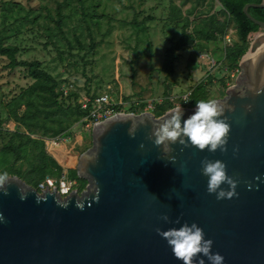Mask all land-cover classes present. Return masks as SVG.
<instances>
[{
	"label": "water",
	"instance_id": "95a60500",
	"mask_svg": "<svg viewBox=\"0 0 264 264\" xmlns=\"http://www.w3.org/2000/svg\"><path fill=\"white\" fill-rule=\"evenodd\" d=\"M215 103L119 113L62 197L0 182V264H264V21Z\"/></svg>",
	"mask_w": 264,
	"mask_h": 264
},
{
	"label": "rangeland",
	"instance_id": "374dc122",
	"mask_svg": "<svg viewBox=\"0 0 264 264\" xmlns=\"http://www.w3.org/2000/svg\"><path fill=\"white\" fill-rule=\"evenodd\" d=\"M0 38L17 47L14 58L0 52V182L17 176L42 191L37 182L64 171L79 194L93 96L157 117L189 107L179 99L197 87L200 104L214 103L237 84L245 55L228 61L243 41L220 0H0ZM179 41L169 73L166 53ZM35 61L53 79L33 75Z\"/></svg>",
	"mask_w": 264,
	"mask_h": 264
},
{
	"label": "trees",
	"instance_id": "16d2710c",
	"mask_svg": "<svg viewBox=\"0 0 264 264\" xmlns=\"http://www.w3.org/2000/svg\"><path fill=\"white\" fill-rule=\"evenodd\" d=\"M263 0H220L222 6L226 9V11L230 14V16L234 19L235 23L237 24V29H238V35L240 39L243 41V45L238 47L237 49L231 48L230 52L228 50V61L230 60H238L240 55L244 54L246 51V44L249 42V36L251 33L258 32L260 31L259 25H257L255 22H253L244 12V7L247 3L250 2H255V3H261ZM249 13L254 16L256 19H259L261 21H264V6L263 7H250ZM211 37L214 38V35H210ZM183 43L179 41L176 45L171 47L167 53H166V58L164 62V69L168 71L169 73L173 72V67H174V60L176 58V52ZM17 51L16 46H3L2 44V39L0 38V52L2 53H7L9 54L10 57L14 58V55ZM30 66V70L33 75L39 78H44L47 80L53 79V77L43 69H40L39 62H31L28 63ZM198 87L193 89L192 92V98H191V106H195L200 104V100H202V95H199L197 93ZM95 96L92 97L94 99ZM205 98V97H204ZM172 104V103H171ZM170 105V104H169ZM174 106V105H172ZM117 109H120V105H116ZM52 161L54 159L51 157L50 158ZM62 171L59 173L61 174ZM50 174V173H49ZM47 173V175H49ZM53 174V173H52ZM45 175V177L47 176ZM45 179V178H44ZM41 181L37 182V186ZM36 186V187H37Z\"/></svg>",
	"mask_w": 264,
	"mask_h": 264
},
{
	"label": "built area",
	"instance_id": "2783aa9c",
	"mask_svg": "<svg viewBox=\"0 0 264 264\" xmlns=\"http://www.w3.org/2000/svg\"><path fill=\"white\" fill-rule=\"evenodd\" d=\"M249 40H250V36H249ZM209 57L210 55L208 53L200 54V58L202 59H206ZM211 59L213 61V64L211 66H215L216 61L214 60V58H211ZM192 92H193V89L190 91H187L181 96V99H179L183 101L184 103H186V105L189 107H191ZM172 101H175V100L172 99ZM92 103H93V107L90 109V113H89L90 121L89 122H90V125H92L93 127L97 123L122 112L121 108L120 109L116 108V105L118 104H113L111 102V99L108 97V95L95 96L94 99H92ZM174 107H185V106H176L175 104ZM67 174H68L67 172L63 171L60 174V177L58 178L53 175H47L45 179L41 181V183H39L38 189L45 190L49 188L50 190H56V192L60 194L62 197L69 196L74 191V186L76 184V181L70 180Z\"/></svg>",
	"mask_w": 264,
	"mask_h": 264
},
{
	"label": "flooded vegetation",
	"instance_id": "af4514ba",
	"mask_svg": "<svg viewBox=\"0 0 264 264\" xmlns=\"http://www.w3.org/2000/svg\"><path fill=\"white\" fill-rule=\"evenodd\" d=\"M221 99H223V98H221ZM218 100H220V99H218ZM217 102V101H216ZM215 103V102H214ZM204 104H208V103H204ZM191 107H194V106H191ZM191 107H189V108H191ZM144 113V112H143ZM142 114V113H141ZM165 115V114H164ZM164 115H162V116H164ZM162 116H159V117H157V116H155V117H157V118H160V117H162Z\"/></svg>",
	"mask_w": 264,
	"mask_h": 264
},
{
	"label": "bare ground",
	"instance_id": "6f19581e",
	"mask_svg": "<svg viewBox=\"0 0 264 264\" xmlns=\"http://www.w3.org/2000/svg\"><path fill=\"white\" fill-rule=\"evenodd\" d=\"M259 33H260V32H259ZM259 33L256 35V37L259 35ZM256 37H255V38H256Z\"/></svg>",
	"mask_w": 264,
	"mask_h": 264
}]
</instances>
